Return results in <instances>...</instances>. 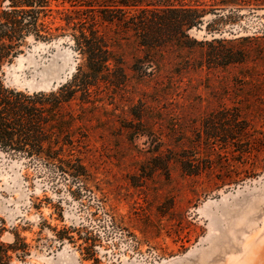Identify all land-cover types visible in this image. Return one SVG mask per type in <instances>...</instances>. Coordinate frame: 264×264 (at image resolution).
<instances>
[{"label":"rangeland","instance_id":"374dc122","mask_svg":"<svg viewBox=\"0 0 264 264\" xmlns=\"http://www.w3.org/2000/svg\"><path fill=\"white\" fill-rule=\"evenodd\" d=\"M223 14L214 23L210 13L204 23L221 26L227 39L256 38L251 43L264 53V6L240 0L224 7ZM191 35L211 38L204 26ZM29 43L4 67L11 87L54 89L81 62L66 36ZM259 56L184 75L179 95L160 101L175 111L149 120L155 123L151 137L131 133L125 126L133 118L106 100V108L94 110L85 127V175L79 178L62 175L64 164L0 148V239L12 242L19 233L30 245V254L14 264H264V148L259 146L264 142V66ZM127 63H133L132 55ZM153 86L132 83L130 89L150 92ZM237 106L249 107L246 116L258 130H251L252 150L240 161L232 160L236 153L230 147L224 149L242 172L239 182L216 187L206 175L183 176L177 165L167 179L150 159L158 130L200 124ZM252 164L259 167L253 170Z\"/></svg>","mask_w":264,"mask_h":264},{"label":"trees","instance_id":"16d2710c","mask_svg":"<svg viewBox=\"0 0 264 264\" xmlns=\"http://www.w3.org/2000/svg\"><path fill=\"white\" fill-rule=\"evenodd\" d=\"M238 1L0 0V148L57 167L64 164L62 175L79 178L85 175V127L94 110L106 108V100L133 118L125 126L131 133L151 137L155 123L149 120L175 111L160 101L179 95L184 75L205 67L245 64L258 55L264 66V53H257L251 43L256 38L227 39L221 37V26L204 23L210 13L216 16L214 23L222 21L224 7ZM248 3L264 6V0ZM203 26L210 39L191 35ZM61 36L72 41L81 58L69 80L54 89L32 92L5 83L4 67L24 53L29 39L52 41ZM128 55L133 56L130 66ZM145 82H153L152 91L130 89L132 83ZM248 109H223L200 124H172L166 132L158 130L150 159L167 179L177 165L183 176L206 175L216 187L239 182L242 172L224 149L236 153L232 160L251 152L250 132L258 130L246 116ZM260 118L264 123L263 111ZM220 141L226 147L218 146ZM259 146L264 148V142ZM258 167L252 164L253 170ZM29 254L30 245L19 233L12 242L0 239V264H14Z\"/></svg>","mask_w":264,"mask_h":264},{"label":"bare ground","instance_id":"6f19581e","mask_svg":"<svg viewBox=\"0 0 264 264\" xmlns=\"http://www.w3.org/2000/svg\"><path fill=\"white\" fill-rule=\"evenodd\" d=\"M232 260V259H231ZM233 264H235V263H233Z\"/></svg>","mask_w":264,"mask_h":264}]
</instances>
